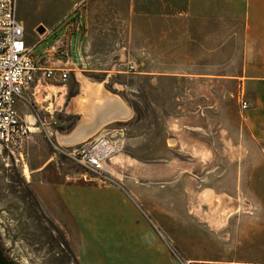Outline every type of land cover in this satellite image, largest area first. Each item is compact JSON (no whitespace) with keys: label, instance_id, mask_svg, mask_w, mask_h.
I'll return each mask as SVG.
<instances>
[{"label":"crops","instance_id":"0c3cea01","mask_svg":"<svg viewBox=\"0 0 264 264\" xmlns=\"http://www.w3.org/2000/svg\"><path fill=\"white\" fill-rule=\"evenodd\" d=\"M76 5L81 7H74L70 17H64L67 13L55 1L37 8L17 5L25 43L37 65L67 70L69 76L62 82L38 72L25 99L17 101L30 133L23 152L14 158L44 216L73 240L70 248L81 264L84 253L97 264H178L154 233L145 241L142 230L132 226L123 231L127 211L135 208L121 186L87 181L65 153L90 140L108 152L109 162L129 157L142 168L148 166L144 158L159 155L153 143L160 125L167 135V160L154 167L157 175L164 171L169 180L191 171L230 174L234 189V173L247 171L234 165L237 151L248 150L250 144L264 151V0H77ZM144 14L150 15V25H142ZM63 25H73L71 34ZM132 29L135 62L151 63L150 70L135 73L150 78L154 120L145 131L142 117L109 86V79L124 73L116 63L130 60L126 39ZM159 61L182 62L184 69L160 73L154 65ZM160 77L183 83L177 112L168 103L166 114L158 113ZM241 101L248 109L240 108ZM143 142L151 143L150 153ZM129 150L133 154L126 155ZM179 156L194 164L176 165ZM142 204L153 221L162 223L160 228L174 220L173 214ZM176 227L177 232L167 235L187 264H264V245L253 239L244 237L228 246L225 240L216 243Z\"/></svg>","mask_w":264,"mask_h":264},{"label":"rangeland","instance_id":"374dc122","mask_svg":"<svg viewBox=\"0 0 264 264\" xmlns=\"http://www.w3.org/2000/svg\"><path fill=\"white\" fill-rule=\"evenodd\" d=\"M51 1H55L67 13L64 17H70L74 7L77 9L82 5H76L77 0H18V3L21 2L25 7L35 5L37 8L40 3ZM142 25H150L149 14H144ZM65 27H67L65 33L71 34L73 25L62 26L63 29ZM56 35L58 37L57 33ZM28 37L30 42H36L33 31L29 32ZM126 42H129L130 60L116 63L119 66L118 70L124 73L109 79V86L113 87L111 90L115 94L130 104L136 112V117H142V128L145 131L150 128L151 120H154L149 106L150 78H137L135 73L141 69L150 70L151 63L150 61H143L142 64L135 62L133 29L132 36L128 37ZM146 49L149 53V48ZM154 65L160 73L168 69L176 71L184 69L182 62L159 61ZM191 85L190 83L189 86ZM158 86L156 90L160 105L158 113L166 114L168 103L169 109L173 107L177 112L176 108L183 103V83L176 79L160 77ZM72 120L70 122L73 123ZM129 131L134 137L136 127L133 121L129 125ZM148 137L151 138L149 135ZM157 137L158 142L153 143L155 146L153 152L156 151L159 155L144 158L148 166L142 168H136L129 157H123V161L116 164L109 162L107 157L105 166L107 172L102 173L101 176L73 162L87 181L100 185H119L125 190L127 202L134 206L135 211L132 212L130 209L127 211L128 218L126 222L121 223L124 229L122 230H131L132 226L142 230L141 236L145 241L149 240L146 236L154 233L159 243L168 250L178 264L185 262L179 259L167 235L170 231L177 232L176 226L189 229L192 234L207 237L208 240L216 243L225 240L228 246L244 237L253 239V242L260 247L261 244L264 245V151L258 146L251 148L252 144L248 150L237 151L234 165L247 171L234 173V189H231L230 174L191 171L176 173V179L171 177L169 180L164 171L162 175H157V168L154 167L166 165L167 160L165 154L167 135L162 132L160 125ZM145 147L150 153L151 143L149 142ZM131 153L133 154V151L129 150L125 154ZM174 160L176 165L194 164L193 159L182 156ZM214 161L215 159H210L209 164L214 165ZM173 199L174 202L170 203ZM142 203H146L149 208L173 214L174 220L164 222L165 230L160 228L157 224L162 223L153 221ZM221 236H224V239ZM71 241L73 242L64 236V231L57 224L44 216L25 182L21 165L0 145V247L8 252L11 262L13 264H81L70 248ZM84 247L86 248V245ZM82 256L83 264H97L88 259L86 253Z\"/></svg>","mask_w":264,"mask_h":264},{"label":"built area","instance_id":"2783aa9c","mask_svg":"<svg viewBox=\"0 0 264 264\" xmlns=\"http://www.w3.org/2000/svg\"><path fill=\"white\" fill-rule=\"evenodd\" d=\"M17 5L18 0H0V145L13 157L23 152L30 133L17 112V101L25 99L38 72L44 79L57 76L62 82L69 76L67 70L42 69L37 65L31 48L25 43L24 26L17 18ZM248 107L246 101L240 102L242 110ZM65 154L87 171L101 176L107 172L108 152H103L90 140L71 147Z\"/></svg>","mask_w":264,"mask_h":264},{"label":"trees","instance_id":"16d2710c","mask_svg":"<svg viewBox=\"0 0 264 264\" xmlns=\"http://www.w3.org/2000/svg\"><path fill=\"white\" fill-rule=\"evenodd\" d=\"M64 243H65V245H66V249L68 250L69 248H68L66 242H64ZM69 250H70V249H69ZM69 250H68V251H69ZM0 264H13V263L9 260V258L5 257L4 255H2V254L0 253Z\"/></svg>","mask_w":264,"mask_h":264},{"label":"flooded vegetation","instance_id":"af4514ba","mask_svg":"<svg viewBox=\"0 0 264 264\" xmlns=\"http://www.w3.org/2000/svg\"><path fill=\"white\" fill-rule=\"evenodd\" d=\"M0 253L2 254V255H4L5 257H7V258H9V256H8V252L6 251V250H3L1 247H0ZM9 260L11 261V259L9 258Z\"/></svg>","mask_w":264,"mask_h":264},{"label":"water","instance_id":"95a60500","mask_svg":"<svg viewBox=\"0 0 264 264\" xmlns=\"http://www.w3.org/2000/svg\"><path fill=\"white\" fill-rule=\"evenodd\" d=\"M37 31H38L39 33H42V32L44 31V29H43V28H39Z\"/></svg>","mask_w":264,"mask_h":264},{"label":"bare ground","instance_id":"6f19581e","mask_svg":"<svg viewBox=\"0 0 264 264\" xmlns=\"http://www.w3.org/2000/svg\"><path fill=\"white\" fill-rule=\"evenodd\" d=\"M125 116V115H124ZM120 117V116H119ZM104 148V147H103Z\"/></svg>","mask_w":264,"mask_h":264}]
</instances>
